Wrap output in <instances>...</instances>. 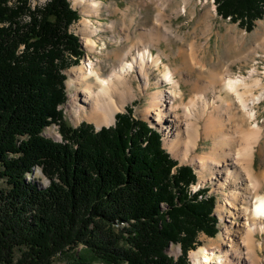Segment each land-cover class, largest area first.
<instances>
[{"label": "trees", "instance_id": "obj_1", "mask_svg": "<svg viewBox=\"0 0 264 264\" xmlns=\"http://www.w3.org/2000/svg\"><path fill=\"white\" fill-rule=\"evenodd\" d=\"M214 3L247 31L264 17V0ZM80 18L70 0H0V264H190L200 234L219 232L215 197L191 189L195 169L132 107L100 130L66 120ZM52 124L60 140L44 135Z\"/></svg>", "mask_w": 264, "mask_h": 264}, {"label": "bare ground", "instance_id": "obj_2", "mask_svg": "<svg viewBox=\"0 0 264 264\" xmlns=\"http://www.w3.org/2000/svg\"><path fill=\"white\" fill-rule=\"evenodd\" d=\"M74 3L82 6L86 16L77 24L85 49L102 54L93 39L99 29L92 30L87 17L97 11L102 1L74 0ZM260 25L264 32V21ZM151 33L155 39L145 36L138 47L106 51L105 57L115 58L107 74L102 73L100 66L96 68L90 57L67 71L71 85L76 88L72 98L75 121L87 120L97 128L111 126L129 101L140 94H149L143 114L164 130V146L183 163L196 167L200 176L198 185H205L206 179L215 181L216 189L223 194L217 211L226 220V242L191 250L194 264H243V261L262 264L260 252L264 242L256 234L264 233V210H259L264 204V176L256 174L255 158L256 147L263 139L257 121V107L264 101L263 80L250 79L256 67L249 70L248 76L228 71L202 86L193 83V88L200 91L186 101L181 87L183 80L176 78L161 50L156 55L153 52V42L161 44L163 33ZM102 44L107 47L106 42ZM151 66L160 70L161 76L154 83L158 90L147 92L151 86ZM163 84L170 85L168 91L161 88ZM209 139L212 140L209 150L199 153L201 141ZM232 143L238 145V150H232Z\"/></svg>", "mask_w": 264, "mask_h": 264}, {"label": "rangeland", "instance_id": "obj_3", "mask_svg": "<svg viewBox=\"0 0 264 264\" xmlns=\"http://www.w3.org/2000/svg\"><path fill=\"white\" fill-rule=\"evenodd\" d=\"M47 1L30 0V4L35 8L43 6ZM70 1L72 2V6L79 10L81 15V18L71 26V31L79 36L85 52L80 63L90 57L97 64L95 66L96 68H99V66L102 68L103 74H107L110 66L115 63L114 57L107 58L104 56L106 51L111 49L112 52L119 47L124 49L135 45L138 47L139 42L145 36L149 39H155V37H152L151 31H161L163 33L161 44L157 40L153 42L155 43V47L152 48L153 52L156 55L161 50L160 53H162L163 60L175 70L176 78L183 80H181V87L184 91L186 101L191 96L198 95L200 91V88H193V83L196 82L202 86L212 81L218 74L222 75L228 71L234 75L245 74L248 76L249 70L256 67L257 74L254 73L250 79L259 77L263 80L261 75H264V32L262 29L263 26L260 23L264 21V17L255 22V28L252 31H247L240 27L238 23L219 16L214 0H100L102 3L99 4L97 11L89 14L87 17L89 18V27L92 30L99 29L93 36V39L96 40L98 44L97 51L102 52L101 54L85 49L83 36L78 31L77 24L86 16L83 13L82 6L75 5L74 0ZM86 4L89 5L90 2ZM103 41L107 44L105 48H103ZM69 69L66 70V75L68 76L66 81L68 100L63 105L66 120L74 127L82 123H89L97 129L94 123L87 120L75 121L74 115L76 114V108L72 98L76 88L70 83L71 78L67 73ZM149 71L151 72V86L147 92L157 91V85L154 83L160 78L161 71L155 69L154 66H151ZM135 85L137 86V81H135ZM161 86L162 89L167 91L170 87L169 84H163ZM209 98L213 100L214 95L210 93ZM149 99V94H140L135 99L129 101L125 108H134L137 118L143 119L149 122L152 127L157 128L164 142V130L162 127L154 123L153 120L147 119L143 114V110L148 104ZM257 110V121L263 131V139L256 147L255 168L258 176H264V101L258 105ZM250 126L248 123L247 127L249 128ZM44 135L60 140L61 134L59 132V126L56 124L50 125L45 129ZM211 144V139L201 141L198 152L202 153L209 150ZM236 145V143L231 144L232 150H238V145ZM169 153L179 162L180 166L190 165L195 169L198 177L195 185H198L200 176L196 167L191 163H183L171 151ZM35 174L39 179V183L46 186L48 181L43 177L41 168H37ZM31 177V175H28V178ZM3 186V180L0 178V188ZM215 186V181H208L207 179L206 184L203 186H191L193 191L199 188L207 189V193L213 195L216 200L215 214L219 220V232L214 237L201 233L199 236L201 245L210 246L217 243L222 244L227 239L226 220L217 211L218 205L223 202L224 198L222 192L219 189L217 190ZM122 225H126V223ZM256 235L257 239L263 243L264 233L258 232ZM167 252L175 258H179L183 254L180 244H172L167 249ZM260 255L263 257L262 264H264V246ZM188 259L190 264H194L190 252ZM55 264H65V261L59 259L56 260Z\"/></svg>", "mask_w": 264, "mask_h": 264}, {"label": "snow or ice", "instance_id": "obj_4", "mask_svg": "<svg viewBox=\"0 0 264 264\" xmlns=\"http://www.w3.org/2000/svg\"><path fill=\"white\" fill-rule=\"evenodd\" d=\"M259 210H264V204H261L260 209Z\"/></svg>", "mask_w": 264, "mask_h": 264}, {"label": "water", "instance_id": "obj_5", "mask_svg": "<svg viewBox=\"0 0 264 264\" xmlns=\"http://www.w3.org/2000/svg\"><path fill=\"white\" fill-rule=\"evenodd\" d=\"M114 124H115V123H114ZM114 124H113V125H114ZM107 127H109V126H107ZM100 129H101V128H97V130H100Z\"/></svg>", "mask_w": 264, "mask_h": 264}]
</instances>
